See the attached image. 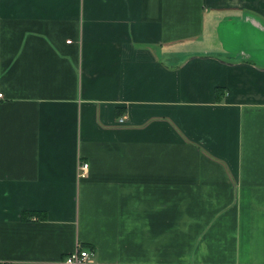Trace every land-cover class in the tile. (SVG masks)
Listing matches in <instances>:
<instances>
[{
  "label": "crops",
  "instance_id": "1",
  "mask_svg": "<svg viewBox=\"0 0 264 264\" xmlns=\"http://www.w3.org/2000/svg\"><path fill=\"white\" fill-rule=\"evenodd\" d=\"M79 249L264 264V0H0V264Z\"/></svg>",
  "mask_w": 264,
  "mask_h": 264
},
{
  "label": "built area",
  "instance_id": "2",
  "mask_svg": "<svg viewBox=\"0 0 264 264\" xmlns=\"http://www.w3.org/2000/svg\"><path fill=\"white\" fill-rule=\"evenodd\" d=\"M119 122L122 123L123 119H120ZM87 168L88 165L85 163L79 166V171L81 172L80 175H82V177L86 175ZM92 256H93L92 251L79 249L78 251L68 255L63 260V264H89Z\"/></svg>",
  "mask_w": 264,
  "mask_h": 264
},
{
  "label": "trees",
  "instance_id": "3",
  "mask_svg": "<svg viewBox=\"0 0 264 264\" xmlns=\"http://www.w3.org/2000/svg\"><path fill=\"white\" fill-rule=\"evenodd\" d=\"M223 96H224V90H223V89L218 88V89L215 90V98H216V100H217L218 102L222 99ZM117 116H119L118 113H117ZM32 214H33V213H32ZM32 214H26V213H25V214L23 215V217L26 218V216H29V215H32Z\"/></svg>",
  "mask_w": 264,
  "mask_h": 264
}]
</instances>
